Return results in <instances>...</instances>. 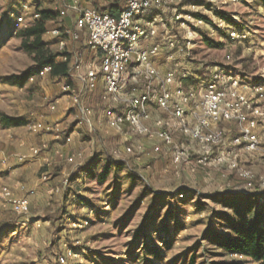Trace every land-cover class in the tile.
<instances>
[{
  "label": "rangeland",
  "instance_id": "374dc122",
  "mask_svg": "<svg viewBox=\"0 0 264 264\" xmlns=\"http://www.w3.org/2000/svg\"><path fill=\"white\" fill-rule=\"evenodd\" d=\"M23 1L0 0V114L50 123L60 134L56 142L62 139L64 129L74 131L71 144L60 141L52 145L38 143L40 132L34 134L26 127L20 128L12 141L36 143L40 149L36 155L29 147L21 149V154L19 149L13 150L19 157L6 160L1 146L0 189L9 187L15 195L28 197L30 208L27 214H17L0 200V264H61L59 256L68 250L76 256L69 257L67 264H215L234 260L253 264L246 257L224 251L209 238L213 232L230 234L218 213L232 211L208 194L227 185L234 190L245 188L243 180L227 166L200 165L196 146L179 143L180 149H190L179 163L170 155L160 158L125 154V146L132 141H145L125 130L110 128L102 117L100 93H80L76 80L72 95H80L81 103L92 111V126L82 122V114L70 96L64 94L65 104L57 101L62 85L47 80L48 77L23 90L11 88L7 78L35 64L36 50L25 51L21 45L23 37L19 36L35 19L27 15L16 33L12 29L14 16L22 13ZM34 1H40L43 8L57 9L53 2ZM226 10L246 24L248 38L239 40L245 42H231L215 34V39H223L226 44L213 48L204 44L199 34L191 50L185 49L173 57L174 69L189 74L207 63H215L223 65L220 72H230L240 81H264V0H241ZM57 18L48 22V31L43 35L52 52L57 43L49 30L55 27ZM157 66L164 71L170 63L160 58ZM55 102L56 109L52 111L49 104ZM3 139L5 133L0 127V141ZM73 154H81L76 155L77 165L67 160ZM96 155L101 158L99 162L96 159L91 173H80V167L88 165ZM38 157L45 160L39 162ZM108 159L126 161L127 165L119 170L112 166L106 180L101 181L99 176ZM240 163L254 172V189L264 192V166L259 158L240 152ZM130 170L138 178H132ZM133 179L134 185L130 186ZM144 187L153 190L152 194L185 192L182 199L186 203H181V198L163 202L158 198L153 202L152 194L140 199L139 192ZM53 206L61 208L63 218H50L52 212L48 208Z\"/></svg>",
  "mask_w": 264,
  "mask_h": 264
},
{
  "label": "built area",
  "instance_id": "2783aa9c",
  "mask_svg": "<svg viewBox=\"0 0 264 264\" xmlns=\"http://www.w3.org/2000/svg\"><path fill=\"white\" fill-rule=\"evenodd\" d=\"M101 1L105 4L120 3L118 16L109 12L100 13L96 8L84 6L80 0H62L60 20L73 15V25H65L63 28L55 26L49 30L57 41L58 50L66 52L60 59L70 62V76L78 82L80 93L91 94L102 87V101L106 104L103 119L110 128L119 129L127 124L135 133L172 145L175 137L165 124L167 121L173 122L180 133L188 136L203 151L197 159L198 164L227 166L245 182V188L240 192L260 193L253 186L254 172L240 163V152L255 155L264 166V82H243L230 72L218 71L211 74L212 79L205 87L198 90L185 89L178 84L173 71L162 73L155 61L162 47L160 42H153V39L166 37L169 22L161 16L144 20L145 13L153 6V0ZM176 1L179 3L183 0ZM189 1L181 9H176L170 19L173 27L183 32L186 50L196 45L194 39L199 35L201 27H206L212 36L225 31L233 40L248 38V31L229 29L225 19L215 14L241 0ZM40 3L34 0L21 3L22 13L13 18L14 33L27 15L34 19L40 17ZM198 13L210 15V19L197 16ZM83 32L86 35L88 56L85 49L72 48V44L81 40ZM142 41L148 45H141ZM176 44V40H169V50L175 48ZM172 59L173 54L169 51L166 60ZM132 60L134 64L131 66ZM51 71V65L44 66L30 77V81L36 77L45 80ZM125 74L131 75L132 81H135L129 90H126ZM62 90L78 106L82 122L92 126V111L81 103L80 95H72V85L63 84ZM56 103L49 104L52 111L56 109ZM156 109L164 117L154 120L153 111ZM25 127L34 134L54 131L52 124L40 121H29ZM232 130L234 133L227 138L228 132ZM56 131H59L58 128ZM59 136L56 133V137ZM72 141L70 134L65 144L69 145ZM220 146V152L214 153L213 148ZM126 151L132 152V147L128 146ZM32 152L36 155L40 149L34 147ZM76 155L81 156L73 154L67 160L76 164ZM181 158L182 154L177 153L174 162L179 163ZM43 178L46 179V175ZM224 189L236 192L228 185ZM0 200L17 214L29 212V198L15 195L9 187L0 189ZM74 256L76 254L68 250L59 256V263L67 264V259Z\"/></svg>",
  "mask_w": 264,
  "mask_h": 264
},
{
  "label": "trees",
  "instance_id": "16d2710c",
  "mask_svg": "<svg viewBox=\"0 0 264 264\" xmlns=\"http://www.w3.org/2000/svg\"><path fill=\"white\" fill-rule=\"evenodd\" d=\"M18 1V0H14ZM89 1V4H86L87 7L96 8L100 13L109 12L114 16H118L119 9L121 7L120 3H108L105 4L101 0H87ZM158 2H160V6H158ZM189 0H183L181 2H177L176 0H153V6L150 8L147 13L144 15V20H152L153 18H159L160 16L168 19V33L166 34L165 38L156 37L153 39V42H160L161 43V51L159 55L155 58V61H157L160 58H165L170 51L173 54V57L175 55L181 54L186 48L183 44V32L175 27H173L172 22L170 19L173 17L174 12L176 9H181L183 6L189 4ZM199 2V1H198ZM201 3V2H199ZM40 12V17L36 18L34 23L31 24V26L25 28L23 32L19 36L23 37V41L21 42L22 48L25 51H28L31 53L33 49L36 50L34 55V61L35 64L28 68L26 71H24L21 74L18 75H12L9 78H7L6 82L12 86H15L17 88H23L26 86H33V84H36L39 78H35L34 81H30V77L35 75L38 70L43 68L44 66L51 65L52 71L49 73V79L53 82H55L58 85L63 84H70L72 87L75 86L74 79L70 76V62H63L60 59V56L66 52H60L58 48L56 51L52 52L51 50L47 49L48 45L47 42L43 39V35L48 31V22H54L53 19L56 20V25L60 28H63L65 26L64 20H60V11L61 9H53L51 7H42L39 6L38 8ZM216 15L222 17L225 19L227 23V27L229 29H239V30H246L247 26L246 24L241 21L240 19L237 20L234 18V14L229 12L226 9L219 10L215 12ZM197 16H203L206 19H210V15H203L202 13H198ZM199 34L200 37H202V41L204 44H206L209 47L213 48H221L225 46L226 42H224L223 39H215L214 36L210 35L208 29L206 27L199 28ZM221 37L227 38L231 42H245V41H239V40H233L230 38L229 34L225 31L219 33ZM52 37V36H51ZM32 39V44L28 43V40ZM55 41L56 39L53 38ZM176 40L177 44L176 47L169 50L168 48V42L169 40ZM57 43V41H56ZM81 45V50L85 49L86 55L88 56L89 50L86 51V35L83 32L81 40L78 42ZM148 44H145L146 46ZM82 49V47H84ZM170 63V67L165 69L164 71H161L162 73H166L167 71H173L175 73V77L177 79L178 84L183 86L185 89L193 88L195 90H198L200 88H203L207 85L209 81H211L212 76L211 74L213 72H218L220 69H222L223 65L215 64V63H207L206 65H203L201 68H198L196 71H193V73H177L174 69V60L168 61ZM134 64V60L131 61V66ZM125 80H127L126 84V90H129L133 84H135V81H132L131 75L125 74ZM264 82V81H262ZM95 92L100 93L101 102L103 104V111H102V117L104 116V111L106 108V104L102 101V95H103V89L102 87H99V89ZM62 93H64L62 91ZM155 111V110H154ZM153 111V112H154ZM163 113L158 110V113H154V120L157 118H162ZM29 119L26 116H10L4 113L0 114V124L7 126V127H21L25 126L27 123H29ZM41 122V121H40ZM43 123V122H42ZM46 124V123H44ZM223 124H221L222 126ZM165 127L169 129L174 137L175 142L172 145H165L162 141H159L155 138H150L146 135H141L138 133L133 132L130 127L127 124H124L121 128L118 130H125L129 132V134L137 136L140 140L142 139L145 142H142V144H139V140L137 142L132 141V143L128 146L132 147V152L128 153L126 151V148L128 146H125L124 152L128 155H141V156H147V157H163L164 156H172L173 160L177 153H180L182 155H185L186 151H189L190 149L182 148L180 149L177 146V143L181 145H194L198 149L196 151L195 156L197 158L202 154L203 151H201V148L195 143L192 142L191 139L180 133L173 122L167 121L165 124ZM74 129L73 128H67L64 129L62 139L57 141H51V144L54 145L60 141H62L65 144L66 138L73 134ZM45 132V131H42ZM49 132V131H48ZM56 133V132H53ZM234 133V130L232 132H228L227 138H230L232 134ZM57 139V138H56ZM148 144V146H147ZM156 147H159V149H156ZM189 148V147H188ZM180 149V150H178ZM220 147H214L213 151L214 153H218L221 150ZM102 154H100L101 156ZM98 156H93L89 160L88 165H83L80 168V173L89 174L92 170V167L94 165V162L98 161L101 157L97 158ZM109 163H107L103 171L101 172L99 176V180L105 181L107 176L110 174L112 170V166H114L117 170L120 168H125L127 165L126 161L121 160H109ZM99 162V161H98ZM132 178H138L137 174L134 173L132 170ZM134 179L131 181V185H134ZM245 184V182L243 181ZM153 190L148 189L147 187L142 188L139 192V198L144 199L145 197L152 194ZM154 193V192H153ZM186 193L185 192H175L173 194H152L151 200L153 202L156 201V199H160L161 202H163L165 199L168 198H181V203H186L185 199H182ZM210 198L215 199L217 202H220L223 204V206L229 210L232 211V214H228L226 212H219L218 215L220 218L224 221L222 222L224 227L230 231V234H221L217 232L211 233V236L209 237L211 242L217 246H219L221 249H223L226 252H230L233 254L240 255L242 257H246L251 261L253 264H264V192L255 193V192H240V190H236V192H229L226 189L214 191L208 194ZM52 212V216H50L51 219L57 220L63 218V213L61 208H55L54 206L52 208H48ZM8 227V226H6ZM12 227V226H11ZM8 228L9 229H11ZM152 254L154 252H151ZM59 260V259H58ZM215 264H242L238 260H234L231 262H225V263H215Z\"/></svg>",
  "mask_w": 264,
  "mask_h": 264
},
{
  "label": "crops",
  "instance_id": "0c3cea01",
  "mask_svg": "<svg viewBox=\"0 0 264 264\" xmlns=\"http://www.w3.org/2000/svg\"><path fill=\"white\" fill-rule=\"evenodd\" d=\"M52 2L57 5V9H59V10L62 9V7H63L62 0H56V1H52ZM80 2L84 6H86V4H89V1H87V0H80ZM64 24L65 25H73V15H69V16L65 17L64 18ZM145 44H146L145 41H142L141 42V45L144 46ZM72 48L80 49L81 50V45L77 42V43L72 44ZM83 48H85V46L82 47V49ZM87 50L88 49L86 48V51ZM47 77L49 78V76H47ZM47 80H50V79H47ZM41 81H43V80H41ZM5 85H7V84H5ZM11 88L12 89H15L17 87L11 85ZM61 94L62 95L59 96V99L57 101L62 102V104H65L66 96L64 95V93H61ZM40 117H42V115H40ZM48 119H49V117H48ZM0 127H1V131L3 133H5V139H3L2 141H0V149H1V146H2V149H3L2 150V153H3V155H5V157H6L5 159L6 160L9 159V158L11 159L12 156L19 157V154H15V153L12 152L13 150L18 152V149H19V153L21 154V152H23V151H21V149L28 150V148L31 147L30 149L32 150V148L37 147V145H34L36 143H31V144L28 143L27 144L25 141H22L21 140L20 143L16 144L15 141H12L13 137L16 135V133L18 132V130L20 128H24L25 126H21V127H7V126H4V125H1L0 124ZM41 132L39 134H42V135L39 136V138H38L39 139V142H38L39 144L40 143H43V144L49 143V144H51V141H54L57 138L56 137V133H53V131H49V132H45V133H41ZM16 140L18 141V139H16ZM12 145H14V146L16 145V148L12 147ZM18 147H21V148H18ZM7 148H11V151L8 152L7 151ZM36 160L40 162V161H44L45 158L38 157ZM0 173H1V168H0ZM0 177H1V174H0Z\"/></svg>",
  "mask_w": 264,
  "mask_h": 264
}]
</instances>
